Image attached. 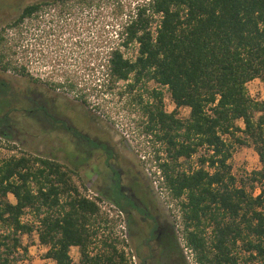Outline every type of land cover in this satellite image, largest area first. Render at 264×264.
<instances>
[{"label":"trees","instance_id":"trees-1","mask_svg":"<svg viewBox=\"0 0 264 264\" xmlns=\"http://www.w3.org/2000/svg\"><path fill=\"white\" fill-rule=\"evenodd\" d=\"M43 3L26 4L0 29V72L32 77L17 57L19 39L25 20L37 18ZM115 26L99 63L102 81L107 91L119 81L126 82L124 91L148 81L168 88L175 105L170 112L163 109L160 90L152 89L147 101L137 96L145 133L162 146L155 160L170 193L181 199L186 236L200 264H238L237 246L251 259H264V98L251 99L245 87L255 78L264 86V0H142ZM54 84L72 89L78 83ZM4 86L0 80V91ZM80 100L86 104L87 94L80 93ZM180 107L189 108L187 118L178 117ZM233 143H250L258 155L259 167L246 178L249 189L232 174ZM201 148L197 166L182 168ZM76 173L51 157L26 152L0 162V264H10V255L22 248L21 236L35 227L21 219L26 210L35 215L38 239L48 246L45 257L55 264H73L72 246L79 248L80 264H128L114 241H103L107 252L90 254L98 233L94 222L102 220L100 198L78 191Z\"/></svg>","mask_w":264,"mask_h":264},{"label":"rangeland","instance_id":"rangeland-1","mask_svg":"<svg viewBox=\"0 0 264 264\" xmlns=\"http://www.w3.org/2000/svg\"><path fill=\"white\" fill-rule=\"evenodd\" d=\"M37 1L45 3L41 6L39 17L31 16L25 20L20 34L22 39H19L21 47L17 54L19 61L25 62L32 77L0 72V80L5 81L6 85L2 88L3 91H0V98L7 100L0 102V131L10 135V138H6L0 133V162L13 154L26 152L32 156L51 157L72 168L67 155H72L73 137L64 129L60 130L64 124L75 126L90 137L108 139L124 163V171L127 174L123 181L130 182L128 177H136L138 174L142 177L140 181L149 186L157 201L160 219L170 222L180 249L182 243L192 249L186 254L181 249L186 263L200 264L196 251L186 236L181 199L170 193L155 160L156 151L162 150V146L155 141L153 134L145 133L146 118L137 96L141 94V100L147 101L152 89L160 90L163 109L170 112L175 105L168 88L148 81L138 83L131 91H124L126 82L119 81L114 90L107 91L106 82L102 81L100 74L102 69L99 63H104L101 57L105 56L107 40L114 34L115 24L134 4L142 0H87L89 4H80L73 0L66 5L55 0H0V29L16 18L26 4ZM155 17L153 25L158 23V15ZM6 32L10 35L16 33L12 29H7ZM128 54H134L133 48ZM70 80L78 83L76 88L57 87L54 84ZM245 87L251 99L264 98V86L258 78L247 82ZM80 93L87 94L86 104L80 100ZM188 115V107L178 109L179 118L185 119ZM236 124L240 128L244 126L242 120H237ZM236 135L242 133L236 132ZM224 137L228 142H234L232 137ZM203 151L201 148L197 154L182 163L181 167H196L197 156ZM81 161L79 157L76 162L80 164ZM228 162L237 183L244 181L248 188L247 175L260 165L253 146L250 143H233ZM72 180L82 195L93 199V191L96 190L91 186L89 179L81 173H76L72 174ZM99 180L112 182L111 178L104 174H100ZM258 192L259 189L255 188L254 194ZM8 199L15 201L11 194ZM97 204L102 220L96 218L94 222L98 233L88 247L90 254L107 252L103 245L104 240L114 241L116 247L124 252V214L107 201L102 202L101 198L97 200ZM21 219L33 223L35 227L21 236L22 248L10 255V258H14L10 264H55L52 259L45 257L48 246L40 243L38 239V222L35 215L26 210ZM129 223L132 229H135L137 219ZM210 230L211 227L205 229L208 241L212 238ZM136 236L132 239L134 243L144 235ZM180 237H183L181 243ZM24 246L26 250L23 249ZM125 249L129 253L125 258H128L132 252L127 244ZM234 252L238 257V264H264V259H251L239 246ZM170 254L173 255L174 252L171 251ZM70 256L73 264H80L77 246L70 247ZM166 256L163 255L165 258L162 261L157 258L156 263L168 264Z\"/></svg>","mask_w":264,"mask_h":264},{"label":"flooded vegetation","instance_id":"flooded-vegetation-1","mask_svg":"<svg viewBox=\"0 0 264 264\" xmlns=\"http://www.w3.org/2000/svg\"><path fill=\"white\" fill-rule=\"evenodd\" d=\"M63 129L73 137L72 155H67L72 169L89 179L96 191L89 189L95 192L96 197L119 208L124 214V255L129 254L125 249L126 244L132 252L125 258L128 264H157V258L162 261L165 258L163 255H167L168 264H187L170 222L160 219L159 207L152 190L140 181L142 177L139 174L136 177L128 174L131 183L123 181L127 174L124 163L108 139L90 137L86 132L69 124L62 125L60 130ZM79 157L82 159L80 164L76 162ZM100 174L108 175L112 182L98 181ZM135 219L137 225L132 229L129 222ZM136 234L144 236L138 237L139 240L134 243L132 239L137 237ZM171 251L174 252L173 255L170 254Z\"/></svg>","mask_w":264,"mask_h":264},{"label":"built area","instance_id":"built-area-1","mask_svg":"<svg viewBox=\"0 0 264 264\" xmlns=\"http://www.w3.org/2000/svg\"><path fill=\"white\" fill-rule=\"evenodd\" d=\"M152 28L155 29V24L152 26ZM94 195H95L94 197L97 196L95 193H94ZM94 197H93V198H94ZM181 240H183V237H180V240H179L180 243H181ZM181 247H182L181 249L184 250V253H185V254L187 253V251H190V252L192 251V249L189 248L188 245L186 246V244H183V243H182V244H181ZM187 256H188V255H187ZM195 263H196V262H195Z\"/></svg>","mask_w":264,"mask_h":264}]
</instances>
